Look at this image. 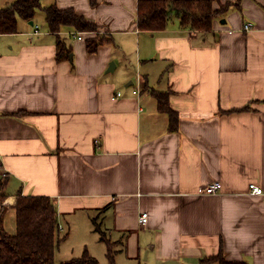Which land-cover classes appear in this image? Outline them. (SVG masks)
<instances>
[{
    "label": "crops",
    "instance_id": "1",
    "mask_svg": "<svg viewBox=\"0 0 264 264\" xmlns=\"http://www.w3.org/2000/svg\"><path fill=\"white\" fill-rule=\"evenodd\" d=\"M43 1L98 30L52 33L36 13L34 25L20 19L18 33L0 34L4 231L17 233L19 195L45 196L67 235L78 215L84 233L99 215L120 261L200 264L223 250L230 262L264 264V0H217L215 10L241 9L210 32L175 16L165 30L141 31L139 0ZM97 35L111 41L89 53ZM59 39L71 49L61 60ZM152 91L169 94L178 130ZM215 182L220 192L199 193Z\"/></svg>",
    "mask_w": 264,
    "mask_h": 264
},
{
    "label": "trees",
    "instance_id": "2",
    "mask_svg": "<svg viewBox=\"0 0 264 264\" xmlns=\"http://www.w3.org/2000/svg\"><path fill=\"white\" fill-rule=\"evenodd\" d=\"M217 0H139L137 23L141 31L165 30L175 16L181 25L200 32H210L215 18L225 14L232 6L240 8V2H228L219 10L214 9ZM240 1V0H239ZM95 4V3H94ZM241 9V8H240ZM42 10L50 32L58 34L63 26H73L79 31L95 32L98 25L88 22L73 9H60L57 4L43 5V0H15L0 8V34L19 32V20L34 21L36 13ZM111 41L108 37L97 35L87 40V50L94 53L98 48ZM58 60L63 59L71 49L58 40ZM143 87H147L145 84ZM158 101L159 111L170 118V130H178V115L169 105V94L152 91ZM246 106L236 111L249 109ZM234 112V111H231ZM7 181L0 180V207L7 199L5 193ZM17 233L10 235L2 226L0 217V264H57L56 250L60 243V225L57 204L54 199L45 196L17 197ZM98 231H100L97 228ZM104 241L105 238L102 237ZM217 262L218 264H248L230 262L223 250L216 256L201 260L200 264ZM60 264H100L85 252L81 257Z\"/></svg>",
    "mask_w": 264,
    "mask_h": 264
},
{
    "label": "rangeland",
    "instance_id": "3",
    "mask_svg": "<svg viewBox=\"0 0 264 264\" xmlns=\"http://www.w3.org/2000/svg\"><path fill=\"white\" fill-rule=\"evenodd\" d=\"M45 4L46 1H43L44 6ZM42 17L44 18L45 14L42 10H39L37 12L36 23L37 25L39 24L44 28ZM91 215V231H86L84 233L81 219L86 220V216L79 215L75 218L76 225L72 226L73 229H71L72 231L71 233L69 232V235H67L68 232H65V230L61 229V240L58 244V249L55 255L56 263L71 261L74 258L82 256L84 252H88L91 256L95 257L100 264H130V262L125 258L120 261L122 257H118L119 254H116L117 250L115 248V244L111 243L113 233L109 232L104 227L101 228V223L99 224V226L95 224L96 217L100 219V216L95 214ZM97 228L100 231H98ZM102 237L106 238V240L103 241ZM107 240L109 242H107Z\"/></svg>",
    "mask_w": 264,
    "mask_h": 264
},
{
    "label": "built area",
    "instance_id": "4",
    "mask_svg": "<svg viewBox=\"0 0 264 264\" xmlns=\"http://www.w3.org/2000/svg\"><path fill=\"white\" fill-rule=\"evenodd\" d=\"M253 29V25L251 23H247L245 25V30L246 31H251ZM122 94L121 93H118V95L114 96L112 99L116 100L117 98L121 97ZM223 188V185L222 183L220 182H215V183H212V184H209V185H206L204 187H201L199 189V193L200 194H208V195H211V194H216L218 192H220ZM250 190H251V193L253 195H260V194H263V189L256 185V184H251L250 185ZM140 221L145 224L147 223L148 221V214L144 213L141 215L140 217Z\"/></svg>",
    "mask_w": 264,
    "mask_h": 264
},
{
    "label": "water",
    "instance_id": "5",
    "mask_svg": "<svg viewBox=\"0 0 264 264\" xmlns=\"http://www.w3.org/2000/svg\"><path fill=\"white\" fill-rule=\"evenodd\" d=\"M30 25H34V21H31V22H30Z\"/></svg>",
    "mask_w": 264,
    "mask_h": 264
}]
</instances>
